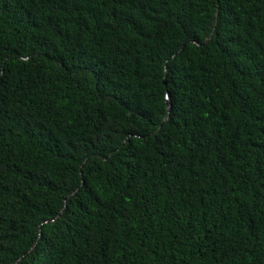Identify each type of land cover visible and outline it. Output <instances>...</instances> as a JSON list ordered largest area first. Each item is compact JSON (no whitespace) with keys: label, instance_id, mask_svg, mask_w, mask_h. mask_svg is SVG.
<instances>
[{"label":"trees","instance_id":"1","mask_svg":"<svg viewBox=\"0 0 264 264\" xmlns=\"http://www.w3.org/2000/svg\"><path fill=\"white\" fill-rule=\"evenodd\" d=\"M0 264H264V0H0Z\"/></svg>","mask_w":264,"mask_h":264}]
</instances>
